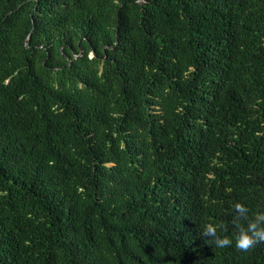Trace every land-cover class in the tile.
<instances>
[{
  "label": "trees",
  "instance_id": "obj_1",
  "mask_svg": "<svg viewBox=\"0 0 264 264\" xmlns=\"http://www.w3.org/2000/svg\"><path fill=\"white\" fill-rule=\"evenodd\" d=\"M237 201L264 211V0H0V264H264Z\"/></svg>",
  "mask_w": 264,
  "mask_h": 264
},
{
  "label": "clouds",
  "instance_id": "obj_2",
  "mask_svg": "<svg viewBox=\"0 0 264 264\" xmlns=\"http://www.w3.org/2000/svg\"><path fill=\"white\" fill-rule=\"evenodd\" d=\"M233 207L235 209L236 246L246 250L264 241V211H258L254 217L250 218L249 209L244 203L237 201ZM201 234L211 238L217 247H226L233 243V239L229 236H220L217 226L212 223L205 224Z\"/></svg>",
  "mask_w": 264,
  "mask_h": 264
},
{
  "label": "rangeland",
  "instance_id": "obj_3",
  "mask_svg": "<svg viewBox=\"0 0 264 264\" xmlns=\"http://www.w3.org/2000/svg\"><path fill=\"white\" fill-rule=\"evenodd\" d=\"M92 55L90 54L89 57H91Z\"/></svg>",
  "mask_w": 264,
  "mask_h": 264
},
{
  "label": "water",
  "instance_id": "obj_4",
  "mask_svg": "<svg viewBox=\"0 0 264 264\" xmlns=\"http://www.w3.org/2000/svg\"><path fill=\"white\" fill-rule=\"evenodd\" d=\"M92 56H93V53H92Z\"/></svg>",
  "mask_w": 264,
  "mask_h": 264
}]
</instances>
